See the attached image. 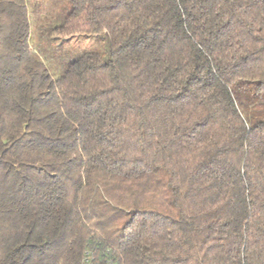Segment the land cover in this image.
Returning a JSON list of instances; mask_svg holds the SVG:
<instances>
[{
	"label": "trees",
	"instance_id": "obj_1",
	"mask_svg": "<svg viewBox=\"0 0 264 264\" xmlns=\"http://www.w3.org/2000/svg\"><path fill=\"white\" fill-rule=\"evenodd\" d=\"M68 2L58 75L0 0V264H264V0Z\"/></svg>",
	"mask_w": 264,
	"mask_h": 264
},
{
	"label": "rangeland",
	"instance_id": "obj_2",
	"mask_svg": "<svg viewBox=\"0 0 264 264\" xmlns=\"http://www.w3.org/2000/svg\"><path fill=\"white\" fill-rule=\"evenodd\" d=\"M24 1L31 24V48L47 49L49 56L43 59L49 68H58V75L68 61L84 51H95L107 56L110 43L105 32L95 35L77 34L68 38L51 30L63 22L70 8L68 0Z\"/></svg>",
	"mask_w": 264,
	"mask_h": 264
}]
</instances>
